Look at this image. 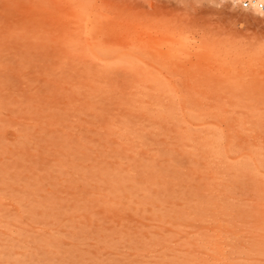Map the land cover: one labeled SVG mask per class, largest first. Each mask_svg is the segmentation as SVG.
Segmentation results:
<instances>
[{
    "label": "rangeland",
    "instance_id": "obj_1",
    "mask_svg": "<svg viewBox=\"0 0 264 264\" xmlns=\"http://www.w3.org/2000/svg\"><path fill=\"white\" fill-rule=\"evenodd\" d=\"M241 1L0 0V264H264Z\"/></svg>",
    "mask_w": 264,
    "mask_h": 264
},
{
    "label": "built area",
    "instance_id": "obj_2",
    "mask_svg": "<svg viewBox=\"0 0 264 264\" xmlns=\"http://www.w3.org/2000/svg\"><path fill=\"white\" fill-rule=\"evenodd\" d=\"M241 7L245 9L255 8L257 10H264V4L258 0H242Z\"/></svg>",
    "mask_w": 264,
    "mask_h": 264
},
{
    "label": "bare ground",
    "instance_id": "obj_3",
    "mask_svg": "<svg viewBox=\"0 0 264 264\" xmlns=\"http://www.w3.org/2000/svg\"><path fill=\"white\" fill-rule=\"evenodd\" d=\"M234 1V0H233ZM235 1H237V0H235ZM262 1H264V0H262ZM127 201V200H126Z\"/></svg>",
    "mask_w": 264,
    "mask_h": 264
}]
</instances>
